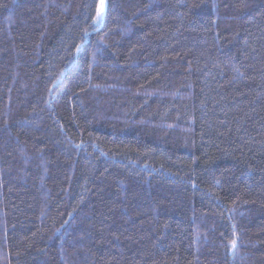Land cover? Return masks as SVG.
I'll return each instance as SVG.
<instances>
[{"label": "trees", "instance_id": "16d2710c", "mask_svg": "<svg viewBox=\"0 0 264 264\" xmlns=\"http://www.w3.org/2000/svg\"><path fill=\"white\" fill-rule=\"evenodd\" d=\"M98 5L0 0V264H264V0Z\"/></svg>", "mask_w": 264, "mask_h": 264}, {"label": "snow or ice", "instance_id": "6c2138e0", "mask_svg": "<svg viewBox=\"0 0 264 264\" xmlns=\"http://www.w3.org/2000/svg\"><path fill=\"white\" fill-rule=\"evenodd\" d=\"M105 9H106L105 0H99V5H98L97 10L95 12V22L96 23H99L103 19L104 15H105ZM79 50L80 49L77 48V51H79ZM231 246L233 249H235L236 242L232 241Z\"/></svg>", "mask_w": 264, "mask_h": 264}]
</instances>
